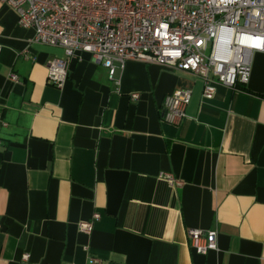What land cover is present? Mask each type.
<instances>
[{
  "label": "crops",
  "instance_id": "crops-1",
  "mask_svg": "<svg viewBox=\"0 0 264 264\" xmlns=\"http://www.w3.org/2000/svg\"><path fill=\"white\" fill-rule=\"evenodd\" d=\"M17 19L0 3V264H264V53L211 100L190 72L129 61L110 81L86 52L59 89L63 49ZM184 89L185 117L166 122ZM188 229L215 231L217 250L196 253Z\"/></svg>",
  "mask_w": 264,
  "mask_h": 264
},
{
  "label": "built area",
  "instance_id": "built-area-1",
  "mask_svg": "<svg viewBox=\"0 0 264 264\" xmlns=\"http://www.w3.org/2000/svg\"><path fill=\"white\" fill-rule=\"evenodd\" d=\"M17 15L21 28L34 31L32 42L60 47L64 59L47 67V81L62 89L67 62L77 52L89 53L110 81L129 61L187 71L203 83L202 97L211 100L217 84H248L251 56L264 53V0H0ZM0 45V52H1ZM13 81L17 76L11 75ZM137 98V95H132ZM191 99L188 89L164 99V120L178 124ZM170 186L183 183L171 174L159 176ZM99 214L93 215L97 221ZM81 233L92 222H81ZM193 250H217V233L188 229ZM28 254L23 255L27 260Z\"/></svg>",
  "mask_w": 264,
  "mask_h": 264
}]
</instances>
